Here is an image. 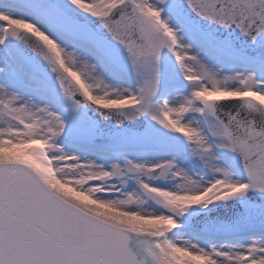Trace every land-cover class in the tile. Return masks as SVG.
I'll return each instance as SVG.
<instances>
[{
    "label": "snow or ice",
    "instance_id": "6c2138e0",
    "mask_svg": "<svg viewBox=\"0 0 264 264\" xmlns=\"http://www.w3.org/2000/svg\"><path fill=\"white\" fill-rule=\"evenodd\" d=\"M0 264H264V0H0Z\"/></svg>",
    "mask_w": 264,
    "mask_h": 264
}]
</instances>
